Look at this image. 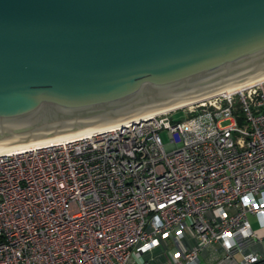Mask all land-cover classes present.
Returning a JSON list of instances; mask_svg holds the SVG:
<instances>
[{"label": "built area", "instance_id": "built-area-1", "mask_svg": "<svg viewBox=\"0 0 264 264\" xmlns=\"http://www.w3.org/2000/svg\"><path fill=\"white\" fill-rule=\"evenodd\" d=\"M249 216L264 229V81L0 154V264H253Z\"/></svg>", "mask_w": 264, "mask_h": 264}, {"label": "water", "instance_id": "water-1", "mask_svg": "<svg viewBox=\"0 0 264 264\" xmlns=\"http://www.w3.org/2000/svg\"><path fill=\"white\" fill-rule=\"evenodd\" d=\"M264 75V0H0V150Z\"/></svg>", "mask_w": 264, "mask_h": 264}, {"label": "bare ground", "instance_id": "bare-ground-1", "mask_svg": "<svg viewBox=\"0 0 264 264\" xmlns=\"http://www.w3.org/2000/svg\"><path fill=\"white\" fill-rule=\"evenodd\" d=\"M262 81H264V75H261L259 77L254 78V79H251V80L245 81L243 83L237 84L235 86H232V87H229V88H226V89L223 88V90H220V91H217V92H214V93H211V94H208V95H205V96H202V97H199V98L187 101V102H183V103H180V104H177V105H174V106H171V107H168V108H165V109H162V110H159V111L147 114V115H143V116H140V117L152 116V115L160 113V112H164V111L171 110V109H174V108H177V107H180V106H184L186 104H189L191 102L200 100V99H202V98H204L206 96H209V95H212V94H215V93H218V92L219 93H231V92L240 90L242 88L251 86L253 84L260 83ZM136 118H138V117H136ZM108 127H111V126H108ZM104 128H107V127H104ZM104 128L76 132V133L67 134V135H63V136H59V137H55V138H51V139H47V140H42V141H37V142L29 143V144L16 146V147L6 148V149L0 150V154H3L5 152L22 151V150H26V149H29V148H39V147H43V146H48V145L56 144V143H58L59 141H62V140H74V139L80 138L82 136H86V135L90 134L91 132L103 130Z\"/></svg>", "mask_w": 264, "mask_h": 264}, {"label": "rangeland", "instance_id": "rangeland-1", "mask_svg": "<svg viewBox=\"0 0 264 264\" xmlns=\"http://www.w3.org/2000/svg\"><path fill=\"white\" fill-rule=\"evenodd\" d=\"M181 117H184V113L182 112V111H180V110H177V111H175L172 115H171V118L172 119H179V118H181ZM227 122L225 121V120H222V121H220V124L221 125H224V124H226ZM160 137H161V139H162V141L164 142L165 141V138H164V135L162 134V133H160ZM249 222H250V224H251V226H252V228L253 227H257L256 229H257V231H258V234L260 235V236H262L263 234H264V229L262 228V227H260L259 226V224L257 223V220L254 218V217H252V216H249ZM166 246H167V250H169L170 249V247L172 246L171 244H166ZM235 257L237 258L238 257V255H235ZM199 264H205V262L203 261V259H200V261H199Z\"/></svg>", "mask_w": 264, "mask_h": 264}, {"label": "crops", "instance_id": "crops-1", "mask_svg": "<svg viewBox=\"0 0 264 264\" xmlns=\"http://www.w3.org/2000/svg\"><path fill=\"white\" fill-rule=\"evenodd\" d=\"M251 227H252V226H251ZM256 228H257V227H253L254 230H257V229H258V228H257V229H256ZM253 250H254L255 252H262V251H263V249H262V247H261L260 245H256V246H254V247H253Z\"/></svg>", "mask_w": 264, "mask_h": 264}, {"label": "trees", "instance_id": "trees-1", "mask_svg": "<svg viewBox=\"0 0 264 264\" xmlns=\"http://www.w3.org/2000/svg\"><path fill=\"white\" fill-rule=\"evenodd\" d=\"M253 264H264V261L261 260V261L255 262Z\"/></svg>", "mask_w": 264, "mask_h": 264}]
</instances>
